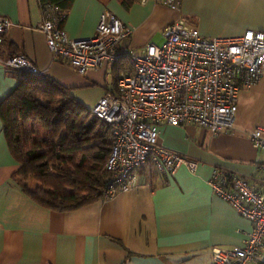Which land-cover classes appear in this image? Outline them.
<instances>
[{
  "label": "crops",
  "instance_id": "1",
  "mask_svg": "<svg viewBox=\"0 0 264 264\" xmlns=\"http://www.w3.org/2000/svg\"><path fill=\"white\" fill-rule=\"evenodd\" d=\"M105 12L134 28L123 47L140 53L150 44L162 47L164 30L181 19L208 39L264 31V0H181L178 11L155 1L73 0L61 28L74 40L92 38ZM0 16L14 25L2 58L25 56L85 110L90 98L76 93L101 89L90 100L94 109L125 72L118 66L79 75L54 62L37 29L40 0H0ZM17 73L0 66V109L18 90ZM258 127L264 128V71L257 85L241 90L234 130L217 136L192 124L161 130L160 144L196 162V174L182 166L172 177L150 163L131 191L63 212L39 205L20 185L21 164L0 116V264H212L215 248L242 246L252 226L214 194L209 180L215 169L226 170L264 193V151L249 140Z\"/></svg>",
  "mask_w": 264,
  "mask_h": 264
},
{
  "label": "built area",
  "instance_id": "2",
  "mask_svg": "<svg viewBox=\"0 0 264 264\" xmlns=\"http://www.w3.org/2000/svg\"><path fill=\"white\" fill-rule=\"evenodd\" d=\"M155 1L178 11L181 0ZM38 26L54 62L74 68L79 75L129 65L113 91L92 110L111 129L113 145L105 168L110 175L103 199L110 200L138 184L139 171L151 161L158 172L175 176L185 166L197 173V163L164 148L161 130L189 124L214 136L234 130L239 94L257 85L264 71V31H247L234 38L203 37L185 19L169 25L162 47L150 44L145 52L123 47L134 34L132 26L105 12L92 38L74 40L61 28L64 15L52 4H41ZM12 22L0 16V49L12 31ZM0 66L18 73L43 77L25 56L4 59ZM256 150L264 151V128L249 134ZM264 172V166L262 168ZM214 194L252 226L242 246L215 248L212 264H258L264 259V193L248 178L215 169L209 180Z\"/></svg>",
  "mask_w": 264,
  "mask_h": 264
},
{
  "label": "trees",
  "instance_id": "3",
  "mask_svg": "<svg viewBox=\"0 0 264 264\" xmlns=\"http://www.w3.org/2000/svg\"><path fill=\"white\" fill-rule=\"evenodd\" d=\"M40 1L61 13L73 2ZM118 66L124 73L129 70L127 63L114 68ZM17 76L18 90L2 104L0 116L9 147L21 164L16 177L24 191L39 205L63 212L103 199L110 177L105 168L113 145L110 127L46 76ZM83 114L93 119L81 120ZM33 176L41 185L35 190L24 183ZM258 264H264V259Z\"/></svg>",
  "mask_w": 264,
  "mask_h": 264
},
{
  "label": "rangeland",
  "instance_id": "4",
  "mask_svg": "<svg viewBox=\"0 0 264 264\" xmlns=\"http://www.w3.org/2000/svg\"><path fill=\"white\" fill-rule=\"evenodd\" d=\"M110 71H111V69H109V74H110ZM111 82H112V77H111V75H109L108 76V83L109 84H111ZM101 91V89H99L98 87H94V88H91V89H88V90H85L83 93H76L74 96L75 97H79V99H82V97H85L86 95H87V97L88 98H90V100L92 101L93 99H94V95H95V93L97 94V93H99ZM82 95V96H81ZM90 100H88V101H85V102H83L84 103V106L86 107V111L87 112H89V113H91L92 114V110H93V108H92V106H91V101ZM90 101V102H89ZM82 118L83 119H81V120H88V119H93V117H88V116H86V114H83V116H82ZM36 123V122H35ZM37 125H38V123H36ZM100 127H101V124H100ZM99 127V128H100ZM38 128V130H40L41 129V127H37ZM110 139H112L111 138V134H110ZM22 181H23V179H22ZM24 183H27L28 185H29V187L32 189V190H35L37 187L39 188L41 185L35 180V177L33 176V177H30L27 181H25Z\"/></svg>",
  "mask_w": 264,
  "mask_h": 264
}]
</instances>
